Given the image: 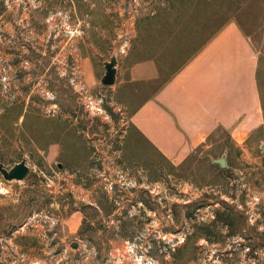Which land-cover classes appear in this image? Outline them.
I'll return each mask as SVG.
<instances>
[{"label": "rangeland", "instance_id": "1", "mask_svg": "<svg viewBox=\"0 0 264 264\" xmlns=\"http://www.w3.org/2000/svg\"><path fill=\"white\" fill-rule=\"evenodd\" d=\"M171 1L0 0V161L29 166L0 174V264H264V127L245 150L219 130L174 165L129 122L141 87L101 83L112 56L119 78L154 60ZM219 7L259 55L264 110V0Z\"/></svg>", "mask_w": 264, "mask_h": 264}, {"label": "crops", "instance_id": "2", "mask_svg": "<svg viewBox=\"0 0 264 264\" xmlns=\"http://www.w3.org/2000/svg\"><path fill=\"white\" fill-rule=\"evenodd\" d=\"M259 70L249 36L231 20L162 86L151 59L129 66L124 78L118 69L117 86L141 87L129 122L157 153L178 165L219 130L228 133L233 147L245 150L264 127ZM84 78L92 84L90 69Z\"/></svg>", "mask_w": 264, "mask_h": 264}, {"label": "trees", "instance_id": "3", "mask_svg": "<svg viewBox=\"0 0 264 264\" xmlns=\"http://www.w3.org/2000/svg\"><path fill=\"white\" fill-rule=\"evenodd\" d=\"M235 1H239L237 7H234ZM247 1L248 0L171 1V5H174L173 12L175 13H172L174 17L171 21V14L169 13V10H162L161 20L158 22V32L161 34V37L158 38L161 40L159 41L160 46L158 47L159 49L155 48L154 52L152 53V57H154V60H156L155 62L160 72V85L162 86L168 79H170L176 72H178L225 24H227L231 20H234L229 19L232 16L238 14L237 12L235 14L233 13L239 8L241 2L246 3ZM225 3L227 4V12H233V15H229L230 18H228L227 15H224L223 8L220 9L219 7L221 5H225ZM142 20V22L145 23L146 28L152 21L150 17ZM163 34H167V41L163 40ZM160 48L163 49V53L160 51ZM144 58H151V55L150 57L140 56L139 59H136L140 60ZM20 113L21 109L17 114L20 115ZM18 115L15 116L16 119ZM51 138H54L55 140H57V142H59L60 140L59 138L58 140L55 136H52ZM79 141V145L85 146V142H82L81 140ZM73 142L75 143L76 141ZM184 163L185 162H183L182 164ZM210 164L216 169L225 171L221 169L219 165L213 164L211 161ZM222 204V209H218L216 211L215 223L222 222L232 228L236 223V216L233 213L235 210L234 206L228 204L225 201H222ZM2 219L3 216H1L0 214V221H2ZM84 232L85 226L79 231V234L82 235ZM187 260H189V258L185 259L184 263Z\"/></svg>", "mask_w": 264, "mask_h": 264}, {"label": "water", "instance_id": "4", "mask_svg": "<svg viewBox=\"0 0 264 264\" xmlns=\"http://www.w3.org/2000/svg\"><path fill=\"white\" fill-rule=\"evenodd\" d=\"M118 60L116 56H112L109 61L104 63L105 72L101 78V83L105 86H112L115 84L117 79L118 71ZM211 162L217 164L220 168L225 169L228 167L227 155L223 153L220 158H212ZM61 167V164L58 165ZM29 172V166L27 165L26 159H22L20 162L15 163L12 167L7 168L3 162L0 161V174L3 179L8 182L22 181L25 179ZM72 247H76V243H72Z\"/></svg>", "mask_w": 264, "mask_h": 264}]
</instances>
